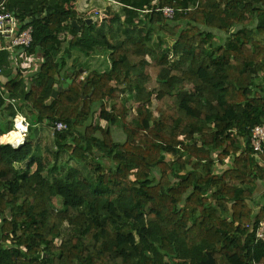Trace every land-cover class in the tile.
<instances>
[{
    "label": "trees",
    "instance_id": "obj_1",
    "mask_svg": "<svg viewBox=\"0 0 264 264\" xmlns=\"http://www.w3.org/2000/svg\"><path fill=\"white\" fill-rule=\"evenodd\" d=\"M111 1L121 11L88 25L77 0H9L41 60L28 79L0 80V264H264V193L254 198L264 153L250 140L264 124V0ZM167 5L173 20L155 11ZM157 25L173 45H150ZM99 51L110 67L80 79L81 56ZM71 58L75 78L52 99ZM10 62L0 56L1 69ZM17 113L30 127L14 147L2 137ZM60 121L67 131L36 138L38 124ZM63 190L79 203L59 208Z\"/></svg>",
    "mask_w": 264,
    "mask_h": 264
},
{
    "label": "rangeland",
    "instance_id": "obj_2",
    "mask_svg": "<svg viewBox=\"0 0 264 264\" xmlns=\"http://www.w3.org/2000/svg\"><path fill=\"white\" fill-rule=\"evenodd\" d=\"M80 4V6H78ZM77 5V9L78 7H80V9H78V11L80 12V16L83 17V18H91V17H98V19L96 21H94L93 24L95 23H101L102 20H108L107 16L106 15H103L106 11H109V9L111 8V10L113 11H121L122 7L121 4L117 3V2H114V1H108V0H80ZM82 5V6H81ZM84 6V7H83ZM113 14H111L110 17H113L112 16ZM144 15V14H143ZM112 19V18H111ZM109 21V20H108ZM108 21H105L106 24H108L109 22ZM118 25V24H117ZM117 25H115V27H117ZM154 28L152 29L151 33H150V45L151 46H156L157 43H160L162 40L165 42L164 43V47L166 46H171L174 44V40L168 36L167 32L165 29H163L160 25H157V26H153ZM143 34H146V33H143ZM68 38H71V35L68 36ZM219 39H215L214 40V43H219ZM0 50H3V52L0 53V56L1 57H6L7 56V60L10 62V60L13 61V59L17 58V55L15 54V50L13 48H10L8 45H6L5 43L1 44L0 43ZM19 52H22L23 54H25V51H23L22 49L19 50ZM6 60V58H5ZM70 62V67H72L74 65V58H71L69 60ZM80 61L82 63H87L89 65V69H88V74L91 70L97 68L98 70L100 71H104L106 69H108L111 65V61H110V57H109V52L108 51H99V53H94L92 56H90L88 59L85 55H82L81 58H80ZM12 63L10 62V65L8 66L9 68L11 67ZM78 66V65H77ZM7 67V66H6ZM13 67V66H12ZM69 67V68H70ZM95 67V68H94ZM80 71V79H83L82 77L85 75V70L84 68H80L79 69ZM67 72L69 73V71H66L65 70V74H67ZM24 75L25 72L23 73ZM22 74V75H23ZM71 75V73L69 74ZM68 75V76H69ZM19 76V75H17ZM25 77V76H24ZM62 81V78L60 79ZM67 80V79H66ZM65 81V80H63ZM60 82V81H59ZM149 86V89L151 90H155L157 89V84L156 83H151L148 85ZM123 87H126V84H123L120 86H118V89H121ZM111 90H107L105 93L106 95H108V93L110 92ZM122 92V91H121ZM122 97H123V100H125V104L130 108V115L129 117H133V115L135 114V107L136 105L134 104V92L131 90L129 91H126L124 93L121 94ZM156 97V94L153 96V106H152V109L155 110V108L157 107V99L155 98ZM26 115V113H25ZM27 116V115H26ZM99 114H96L95 118L93 119L94 121V124H98L99 122L102 123V125L106 126V123L101 121L100 118L98 117ZM48 127V128H47ZM36 129H37V137L36 138H40L41 135L43 134L47 139L48 137L50 138L51 137H54L53 133L55 132L54 129L51 127H49L48 125H45V124H38L36 126ZM45 129V132H43ZM14 131H17V129H13ZM115 137L119 140H123L125 138V136L123 135L122 131L121 130H118V129H115ZM4 137V136H3ZM2 137V141L4 143H8V141L11 140V135L9 134L7 136L8 138V141L7 139H3ZM49 140V139H48ZM50 142V140H49ZM51 145V144H50ZM52 145L48 148V151L45 152L44 154V157H45V160L46 161H49V162H52L53 163V159H52V156H51V149ZM53 150L55 151L56 149L53 148ZM172 156L168 155V158H170ZM61 160H68V156H64L61 158ZM232 161V158L230 160H228V164H230ZM71 164L75 165V166H78L80 167L81 165L78 164L76 161H71ZM224 167H227V166H224ZM220 172L222 170H219ZM68 202V201H71V202H74V203H79L77 201H74L71 197V195L66 192V191H62V196H59V198L55 199V203L56 205L61 208L65 205V202ZM57 243H60V240H57Z\"/></svg>",
    "mask_w": 264,
    "mask_h": 264
},
{
    "label": "built area",
    "instance_id": "obj_3",
    "mask_svg": "<svg viewBox=\"0 0 264 264\" xmlns=\"http://www.w3.org/2000/svg\"><path fill=\"white\" fill-rule=\"evenodd\" d=\"M9 0H0V43H5L10 48H13L15 51L18 49H22L25 51V54H21L22 56H28L27 50L31 47L33 43V26H28L25 29H21L20 22L15 12L9 9L8 6ZM155 11L161 12L165 18L174 19L176 17L178 9L174 6H158ZM146 12H150L149 10ZM14 51V52H15ZM14 61L17 58L13 59ZM3 72V69L0 68V74ZM21 75L23 72H20ZM25 75L23 74L19 78H23ZM0 89L3 92L5 89L0 85ZM7 92V90L5 91ZM6 103L16 104L17 100L15 98H6ZM19 122L22 124L20 132L23 136V141L20 144L13 143L8 141L14 147H19L25 143V139L29 133L30 122L28 118L21 114L17 113L14 118V129H17ZM54 130L57 132H65L68 130L69 126L65 122H57L53 126ZM251 145L254 149L255 154L258 156L259 154L264 153V124L258 125L254 127L251 132ZM252 227V226H250ZM256 242L264 243V220H261L256 228Z\"/></svg>",
    "mask_w": 264,
    "mask_h": 264
},
{
    "label": "crops",
    "instance_id": "obj_4",
    "mask_svg": "<svg viewBox=\"0 0 264 264\" xmlns=\"http://www.w3.org/2000/svg\"><path fill=\"white\" fill-rule=\"evenodd\" d=\"M80 0H77L76 4L79 3ZM75 4V5H76ZM80 6V4L78 5ZM82 6V5H81ZM77 7V5H76ZM84 7V6H83ZM78 9H80V7H78ZM81 10V9H80ZM15 54L17 55V60L16 61H12V65L10 68L6 67L5 69L3 68V72L0 74V80L2 82H6L8 81L9 79V73L14 71V74L16 75H19L18 77L22 76L21 75V71L24 73L25 72V77H23L22 79H28L29 75H31V73H33V71L37 68L38 66V63L40 62L41 60V57L37 54V55H28V56H22L21 57V54L22 52H19V50H16L15 51ZM92 56V55H91ZM87 59L90 57V56H86ZM70 61H68V64L66 66V68L64 69V71L62 72V81H60V84L64 83L66 81V79H68L69 77L65 74V70L66 71H69V69L71 68L70 67ZM13 66V67H12ZM70 67V68H69ZM73 67V66H72ZM95 68V67H94ZM96 69V68H95ZM68 73V72H67ZM70 73V72H69ZM88 75V71H85V75L82 77V78H85L86 76ZM14 76V75H13ZM12 76V77H13ZM60 78V79H61ZM65 80V81H63ZM48 128V127H47ZM54 129V128H53ZM16 130V129H15ZM55 131V130H54ZM45 132V129L44 131ZM9 134L11 135V137L14 135V134H17L15 137H16V142L17 140L19 139H22L23 136L21 135V133L19 131H10ZM8 134V135H9ZM11 141V140H10ZM13 142V141H12ZM15 140L13 143H16ZM262 167L264 168V162H262ZM20 169L21 171L23 172L25 170V165H21L20 166ZM264 193V177L262 179H259L257 181V188H256V193H255V200L256 201H260L261 199V196L262 194ZM255 200L254 201H250L251 202V205L252 207L254 208V211L257 213L259 212L260 208H261V204H259V202L257 204H255Z\"/></svg>",
    "mask_w": 264,
    "mask_h": 264
},
{
    "label": "water",
    "instance_id": "obj_5",
    "mask_svg": "<svg viewBox=\"0 0 264 264\" xmlns=\"http://www.w3.org/2000/svg\"><path fill=\"white\" fill-rule=\"evenodd\" d=\"M97 19H98V17L95 16V17H91V18H86L85 21L88 25H90V24H93L94 21H96ZM73 24L75 26H77L78 28H81V26L79 24H77V21H73ZM74 78L71 79V77H69L64 83H62V84L57 83L54 87L52 99H56L58 97L59 93H61L65 89H68L70 84L73 82ZM9 216L11 217V214H9ZM206 264H217V263H216L215 259L212 256H210L209 259L206 260Z\"/></svg>",
    "mask_w": 264,
    "mask_h": 264
},
{
    "label": "bare ground",
    "instance_id": "obj_6",
    "mask_svg": "<svg viewBox=\"0 0 264 264\" xmlns=\"http://www.w3.org/2000/svg\"><path fill=\"white\" fill-rule=\"evenodd\" d=\"M21 127H22V124L19 122V124H18V126H17V131L20 132ZM20 133H21V132H20ZM21 135H22V134H21ZM14 140H15V142H16V138H12V141H13V142H14ZM12 141H11V142H12ZM22 141H23V138L17 140L16 145H17V144H20Z\"/></svg>",
    "mask_w": 264,
    "mask_h": 264
},
{
    "label": "clouds",
    "instance_id": "obj_7",
    "mask_svg": "<svg viewBox=\"0 0 264 264\" xmlns=\"http://www.w3.org/2000/svg\"><path fill=\"white\" fill-rule=\"evenodd\" d=\"M14 129V128H13ZM27 138V137H26ZM25 141H26V139H25Z\"/></svg>",
    "mask_w": 264,
    "mask_h": 264
}]
</instances>
